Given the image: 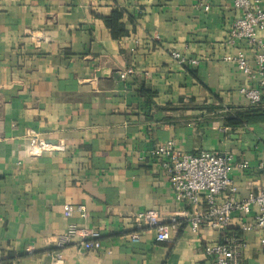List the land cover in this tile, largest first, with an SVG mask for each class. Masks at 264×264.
Instances as JSON below:
<instances>
[{"label": "crops", "instance_id": "0c3cea01", "mask_svg": "<svg viewBox=\"0 0 264 264\" xmlns=\"http://www.w3.org/2000/svg\"><path fill=\"white\" fill-rule=\"evenodd\" d=\"M116 7L144 8L135 23L125 17L121 39L102 19ZM239 15L233 0H0V264H51L55 252L63 264H211L204 251L218 233L191 230L154 149L173 139L184 152L230 155L240 202L261 184L264 124L225 120L250 105L239 92L246 77L223 60L254 59L245 43L226 44ZM174 51L200 62L182 65ZM128 68L135 74L121 78ZM141 85L157 92L149 106ZM31 133L58 148L32 154ZM68 204L86 216L66 217ZM144 210L181 217L172 241L136 227ZM254 211L234 213L231 227ZM69 223L101 237L59 249ZM244 236V264H264L261 231Z\"/></svg>", "mask_w": 264, "mask_h": 264}, {"label": "built area", "instance_id": "2783aa9c", "mask_svg": "<svg viewBox=\"0 0 264 264\" xmlns=\"http://www.w3.org/2000/svg\"><path fill=\"white\" fill-rule=\"evenodd\" d=\"M234 7L240 15L232 23L226 44L229 46L245 43L254 51V59L249 60L245 55H226L223 60L233 62L238 70L246 77L247 84L239 92L248 100L250 105H259L264 100V6L261 0H233ZM205 10L210 6L203 5ZM172 57L182 65L195 66L198 58H186L178 51L172 52ZM135 74L134 68H128L120 73V77L128 79ZM58 147L38 134L30 135V151L32 154H42L53 151ZM159 167L167 175L172 185L174 199L186 207L184 220L193 232L199 231L203 224H208L218 233V240L206 245L205 255L211 264H244L247 240L244 233L261 231L260 243L264 246V159L259 164L263 174L261 184L252 190L248 198L240 202L234 198L237 186L233 178L234 163L230 155L215 151L202 150L189 153L180 150L176 141L169 139L160 143L154 149ZM242 169H247L249 163H238ZM255 214L250 221L242 222L241 234L230 230L233 215L236 212ZM78 212L86 216L82 205L76 207L65 205L64 215L72 217ZM181 217L172 216L166 219L155 210H144L136 213L135 225L138 228L149 227L155 231L157 242H170L171 228L180 223ZM101 233L96 229L69 223L66 230L58 236L57 247L62 249L78 239L82 247L93 248ZM138 233L131 235L132 241H138ZM27 252L33 253L28 247ZM59 252H55L51 264H63Z\"/></svg>", "mask_w": 264, "mask_h": 264}, {"label": "trees", "instance_id": "16d2710c", "mask_svg": "<svg viewBox=\"0 0 264 264\" xmlns=\"http://www.w3.org/2000/svg\"><path fill=\"white\" fill-rule=\"evenodd\" d=\"M143 14V7L131 12L126 8L116 7L109 16H103L102 19L106 27L110 30L112 37L114 39H121L129 34L125 24V17L132 23H135ZM136 91L144 99L146 106L150 105L152 99L157 94L156 91L146 85H141ZM225 120L226 124L232 127L243 126L249 123L264 124V100L259 105H249L245 109L227 113ZM230 230L234 233L241 234L239 228L230 227Z\"/></svg>", "mask_w": 264, "mask_h": 264}]
</instances>
